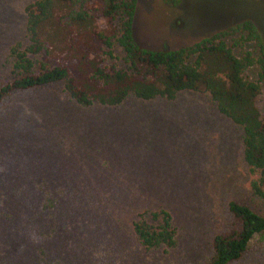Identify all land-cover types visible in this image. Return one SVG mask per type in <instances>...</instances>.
<instances>
[{
    "label": "rangeland",
    "instance_id": "1",
    "mask_svg": "<svg viewBox=\"0 0 264 264\" xmlns=\"http://www.w3.org/2000/svg\"><path fill=\"white\" fill-rule=\"evenodd\" d=\"M32 1L0 0V85L15 76L10 47L28 44ZM244 20L264 44V0H138L133 36L174 49ZM113 55L103 64L120 62L117 45ZM255 102L264 118L263 88ZM242 137L204 92L115 107H81L61 82L13 92L0 103V264H207L213 238L235 225L230 201L264 215ZM160 209L176 245L147 250L133 223ZM228 264H264V232Z\"/></svg>",
    "mask_w": 264,
    "mask_h": 264
},
{
    "label": "trees",
    "instance_id": "2",
    "mask_svg": "<svg viewBox=\"0 0 264 264\" xmlns=\"http://www.w3.org/2000/svg\"><path fill=\"white\" fill-rule=\"evenodd\" d=\"M138 0H34L24 7L28 44L10 47L13 79L0 85V103L15 91L61 82L81 107H115L128 96L142 100L176 99L184 91L207 93L218 111L243 132V159L254 194L264 200V118L256 96L264 89V44L249 20L179 48L151 49L133 36ZM172 6L179 0H163ZM249 43L253 49L247 48ZM119 63L104 65V55ZM236 51V52H235ZM102 55V56H101ZM28 191V188H27ZM53 201L52 198L49 200ZM235 225L213 238L207 264H228L264 232V215L235 201L228 203ZM133 223L147 250L176 245L171 214L163 209Z\"/></svg>",
    "mask_w": 264,
    "mask_h": 264
}]
</instances>
